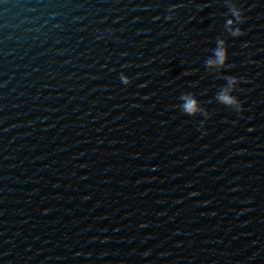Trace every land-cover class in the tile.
Here are the masks:
<instances>
[{"label":"water","instance_id":"1","mask_svg":"<svg viewBox=\"0 0 264 264\" xmlns=\"http://www.w3.org/2000/svg\"><path fill=\"white\" fill-rule=\"evenodd\" d=\"M0 264H264V0H0Z\"/></svg>","mask_w":264,"mask_h":264},{"label":"clouds","instance_id":"2","mask_svg":"<svg viewBox=\"0 0 264 264\" xmlns=\"http://www.w3.org/2000/svg\"><path fill=\"white\" fill-rule=\"evenodd\" d=\"M233 16H235L238 20H240L241 23L245 22L239 10L234 9ZM229 23L231 24L232 22L229 21ZM233 34L239 36V35H243L244 33L240 29H236ZM223 45H224V41L221 40L219 42V47H217V49L215 50L216 59L207 61V64L209 66L217 65V64L218 65L225 64L226 59H227V53ZM235 82H236V78H233L230 81V83H235ZM218 98L221 101V103L228 105V106L236 105L240 108L241 112L243 111V108L240 105V102L237 99H235L231 94H229L227 91H225L224 93H221ZM184 99L186 102L183 105V111L189 116L195 115L199 111L197 100L190 96H186L184 97Z\"/></svg>","mask_w":264,"mask_h":264}]
</instances>
